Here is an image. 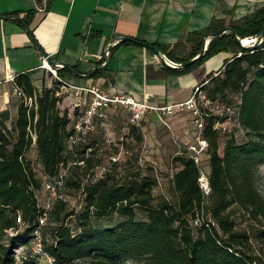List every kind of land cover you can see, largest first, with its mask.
Instances as JSON below:
<instances>
[{"label":"trees","instance_id":"1","mask_svg":"<svg viewBox=\"0 0 264 264\" xmlns=\"http://www.w3.org/2000/svg\"><path fill=\"white\" fill-rule=\"evenodd\" d=\"M10 16L20 17V13L6 17ZM28 25L27 19L24 26L28 28ZM230 27L241 40H261L264 7ZM220 30L210 27L193 33L172 48L137 40L119 45L156 47L170 62L182 65L199 55L204 34ZM187 45H191L189 51ZM223 52H233L234 56L216 75L208 76L202 89L212 101L230 106L241 102L240 129L223 135L226 137L220 151L222 134L213 129L214 118L205 120L202 137L209 144L204 156L210 163L211 192L209 195L203 192L199 183L201 170L196 162L180 156L174 160L178 171L172 178L177 195L175 204L162 200L154 205L157 180L153 176L127 170L125 178H118L123 165L128 163L126 157L112 164V172L94 180L95 170L104 159L103 152L98 158L101 145L89 158L85 154L88 147H95L99 136L71 150L67 131L69 108L62 109L54 88L46 87L38 93L33 72L18 75L17 88L26 98H36L38 109L29 110L22 101L11 130L0 118V243L8 231L18 229V212L28 227L24 233L13 236L11 245L0 244V264H16L14 251L20 244L14 245L15 240L29 245L44 211L40 203L48 199L42 192L44 184L59 175L62 164L68 170L61 192L63 198L55 200L43 227L45 251L55 264L77 261L124 264L125 260L138 264H264V197L256 187V173L264 165V42L257 43L253 49H243L230 34H223L210 42L200 60L172 71L180 75L191 73ZM57 74L62 79L71 75L67 69H58ZM29 129L37 133L35 145ZM131 133L136 142H143L140 128L132 127ZM240 133L246 135L242 143L236 139ZM33 148L38 153L41 174L29 159ZM114 152H119V147ZM79 161L85 164H74ZM71 191L83 195L81 213L76 217L80 223L77 230L67 224L75 216L73 210L69 211L67 200ZM205 209L215 226L193 227L192 220L201 212L205 215ZM235 210L247 218L245 229L240 231L236 230ZM115 216L118 222L113 223ZM100 218L107 223H91ZM23 259L22 264H39L32 257Z\"/></svg>","mask_w":264,"mask_h":264},{"label":"crops","instance_id":"2","mask_svg":"<svg viewBox=\"0 0 264 264\" xmlns=\"http://www.w3.org/2000/svg\"><path fill=\"white\" fill-rule=\"evenodd\" d=\"M262 7L264 0H0V16L19 12L24 23L29 20L28 28L16 20H0V118L11 130L22 102L15 79L33 72L34 85L40 88L37 83L45 56L88 74L105 64L107 48L120 38L172 48L193 33L230 27ZM118 45H113L107 67L97 76L84 80L70 73L64 79L151 107L173 106L188 102L195 89L234 56L233 52L220 53L195 71L180 75L165 68L151 49ZM187 46L189 51L191 45ZM71 103L66 99L62 109ZM141 122L147 141L152 126L165 127L155 113ZM168 122L178 143H196V125L189 111L176 113ZM103 128L110 131L108 122Z\"/></svg>","mask_w":264,"mask_h":264},{"label":"built area","instance_id":"3","mask_svg":"<svg viewBox=\"0 0 264 264\" xmlns=\"http://www.w3.org/2000/svg\"><path fill=\"white\" fill-rule=\"evenodd\" d=\"M249 45H256L260 43L258 38H249ZM117 43L112 44L116 45ZM41 69L51 74V86L49 88L55 89V96L60 99L62 103L66 99H71L72 103L69 107L71 113L68 114L69 124L67 131L69 132L68 145L71 150L77 148L80 144H88L91 142L95 135L98 133V129L104 127V123L109 119V112L111 110L123 109L130 114L129 124L132 126H139L142 119L149 113H155L159 122L166 128H170L168 118L174 116L178 112L189 111L193 117V121L196 125V139L198 145H188L189 158L193 159L200 167L201 175L199 178L200 186L206 195L211 192L209 186V175H207L201 168V157L206 154L209 149V144L202 137L204 130L205 120L207 118H214L213 129L222 135L229 134L232 130L240 129L239 116H240V104L230 106L220 102L212 101L207 96L206 92L202 89L204 85L198 86L188 102L173 106L164 107H151L145 104L135 102L132 98L124 95H110L106 91L96 86H79L68 82L60 78L56 69L51 68L45 63ZM18 96L22 99L24 106L29 110L37 111L38 105L36 98H26L21 89H18ZM38 116L35 118V122ZM232 118V119H231ZM30 137L33 144H36L37 133L29 129ZM123 138L120 139L119 145L115 139L110 136L106 137L105 145L108 147H119V152H114L109 156V163L116 164L124 161L126 152L123 147ZM100 141L94 146L88 147L86 150V158L91 156L98 147L100 148ZM104 145V142H103ZM98 158L102 155L101 150ZM80 166L85 164V161H79ZM98 170V168H97ZM67 169L64 165H61V171L59 175L44 184L42 192L47 194L49 198L42 201L41 207L44 210L39 217L38 225L32 232V238L29 242V251L32 258H35L39 264H55L54 260L47 254L44 247L43 227L46 225L48 219V211L52 208L53 203L58 198H63L61 192L64 190V182L67 175ZM96 172V170H95ZM101 175L97 172L94 176V180L101 179ZM82 208L79 206L74 211L77 215ZM16 223L18 229L10 230L7 233L11 236H17L20 234L21 229H26L28 224L23 221L22 214L18 212ZM193 227H201L205 225L207 228L215 226L212 219L204 220V213L197 214L192 220Z\"/></svg>","mask_w":264,"mask_h":264},{"label":"rangeland","instance_id":"4","mask_svg":"<svg viewBox=\"0 0 264 264\" xmlns=\"http://www.w3.org/2000/svg\"><path fill=\"white\" fill-rule=\"evenodd\" d=\"M40 80L38 81L37 85L40 88H37V92L40 93L43 88H46V86H51V74L44 70L43 74L41 72ZM43 78V79H42ZM112 115L109 112V119L106 121L110 125V131H106L105 128L98 129L97 137L99 136V141L101 144V151L103 152V163L96 169V173L98 172L100 175L101 173L103 175L108 174L112 172L113 165L109 163L108 156L113 153L115 150V147H108L105 145V140L107 135L110 136L112 139H115L117 143L120 145V139L123 138V147L126 152V158L128 159V163L123 165V169L121 174L118 175V178L124 177L127 170L130 172H138L142 174L143 176H153L157 180V186L154 189L153 195L155 198L154 205H157L159 202H162V200H166L171 204H175L177 202V195L173 191L172 187V178L174 174L178 171L177 164L174 162L175 158L180 156H189L188 146L187 145H181L178 143L177 137L173 134V131L171 128L161 127L155 124L156 126H152V129H150V138L147 141L148 133L143 134L142 122L139 126H132L129 124V118L130 114L123 109H116L114 112H111ZM132 127L140 128L141 132L143 134V142L138 143L136 142L135 138L133 137L131 133ZM158 128H160V132H158ZM168 130V131H167ZM165 131V132H164ZM167 131V132H166ZM233 131V130H232ZM195 132V139H196V130ZM172 134V135H171ZM144 135L146 136V139L144 138ZM246 135L244 133H240L237 136V142L242 143L245 141ZM225 137L221 135L220 141H221V150H223V144L225 142ZM92 142V141H91ZM104 142V145H103ZM148 142V143H147ZM196 143L191 145H198L197 139L195 140ZM180 144V145H178ZM29 159L32 161V164L35 167V170L38 172V174L42 173V170L38 163V153L35 148L31 150L29 153ZM202 162L200 163V166L202 170L209 175L210 174V163L209 160L206 158V156L201 157ZM80 178H82L81 174H78ZM45 178V177H44ZM125 178V177H124ZM46 179V178H45ZM256 187L258 188L259 192L264 197V165L261 166L257 173H256ZM73 191L69 192L67 196V200L69 202V211H75L81 204L83 203V195L81 192H75ZM44 198H49L48 195L44 194ZM209 206V203H206V207ZM81 213V212H80ZM78 213L75 216H72L68 221L67 224L71 226L74 230L78 229V226L80 223L77 222ZM140 216H143L142 213H140ZM211 219L209 216V213L207 212V209H205V215L204 220ZM234 218L236 220V230L240 231L245 229V221L247 218L243 215V213L239 210H235ZM118 222V218L115 216L113 218V223ZM93 225H105L107 222L105 219H93L91 221ZM25 229H21L20 234L24 233ZM13 236L10 234L5 237L3 241H1L0 244L4 246L11 245L12 241L11 239ZM14 245L20 244V247H18L14 253L16 257V264H22L23 258H31V253L29 251V245L21 243L20 240H15ZM75 264H85L83 261H77ZM124 264H138L135 262H132L131 260H125Z\"/></svg>","mask_w":264,"mask_h":264},{"label":"water","instance_id":"5","mask_svg":"<svg viewBox=\"0 0 264 264\" xmlns=\"http://www.w3.org/2000/svg\"><path fill=\"white\" fill-rule=\"evenodd\" d=\"M0 20H16L18 22H20L21 24L24 25V21L18 17V16H10V17H4V16H0ZM223 34H230L231 37L234 39V41L237 43V45L240 47V48H243V49H253L255 48V45L252 46V45H245L243 40H241L238 36H237V33L234 31V29H232L231 27H226V28H223L222 30L216 32V33H213V34H204L203 37H202V49L199 53V55L194 58L193 60H191L190 62L186 63V64H182V65H177V64H173L171 62H168L166 60V57L163 55V53L160 51V49L156 48V47H150V49L152 51L155 52L156 56L159 58V60L161 61L162 65L167 68V69H170V70H179V69H184V68H187L189 67L190 65H192L193 63L197 62L198 60H200L206 53V51L208 50V47H209V44L210 42L213 40V39H216L218 37H220L221 35ZM259 39V38H258ZM260 43L259 45L263 44L264 42V31L262 32V35H261V38H260ZM120 42H131V43H135V40L133 39H130V38H120L118 40V42L116 43H120ZM112 44L107 48L106 50V54H105V64L102 65V66H99L97 68H95L94 70H92L91 72H89L88 74H80L78 72H76L74 69H72L71 67H69L67 64H65L64 62H61V61H53V60H50V58H48L47 56H45V61L46 63L53 69H56V71L58 69H67L69 70V72L81 79H84V80H89V79H92L94 77V75L99 72V71H102L104 70L108 63H109V54H110V51L112 49ZM145 48H149L147 45H144Z\"/></svg>","mask_w":264,"mask_h":264},{"label":"bare ground","instance_id":"6","mask_svg":"<svg viewBox=\"0 0 264 264\" xmlns=\"http://www.w3.org/2000/svg\"><path fill=\"white\" fill-rule=\"evenodd\" d=\"M243 42H244L245 45H249L250 44V39L243 40Z\"/></svg>","mask_w":264,"mask_h":264}]
</instances>
